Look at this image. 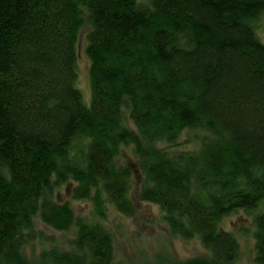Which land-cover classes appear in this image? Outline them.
<instances>
[{
	"label": "trees",
	"instance_id": "1",
	"mask_svg": "<svg viewBox=\"0 0 264 264\" xmlns=\"http://www.w3.org/2000/svg\"><path fill=\"white\" fill-rule=\"evenodd\" d=\"M82 8L86 10V18ZM264 0H0V264H116L114 238L75 216L131 218L132 148L139 200L169 234L206 251L146 264H238L222 219L252 215L264 264ZM88 22L90 104L77 87V39ZM126 117L132 122L130 127ZM197 131L195 149H178ZM75 228L69 249L52 243Z\"/></svg>",
	"mask_w": 264,
	"mask_h": 264
},
{
	"label": "rangeland",
	"instance_id": "2",
	"mask_svg": "<svg viewBox=\"0 0 264 264\" xmlns=\"http://www.w3.org/2000/svg\"><path fill=\"white\" fill-rule=\"evenodd\" d=\"M84 18L86 10L82 8ZM90 29L88 22L82 27L77 39V87L81 92L86 106L90 104L89 68L90 62L85 54L86 35ZM256 33L264 43V22L259 19L256 22ZM126 122L133 127L132 122L126 117ZM197 131L184 132L179 140L178 149H195L198 146ZM123 160L133 168V183L131 199L135 208V215L131 218L119 215L110 208L104 220L93 215V206L88 201H76L71 198V186L64 185L56 190L55 199L59 203L67 202L77 218L87 222L98 221L102 223L114 238V260L116 264H146L153 263L156 255L168 254L177 260H185L197 255H205L206 251L197 239L182 240L169 234L166 224L162 220V214L155 205L139 200L138 185L140 177L135 166V157L132 148H126ZM37 230L41 231L48 240L37 242L25 248L24 254L29 258H35L42 247L51 243L63 249H69L70 242L75 237V228L67 232L54 231L38 219ZM220 229L231 232L239 244L238 264H255L254 250V225L252 215L244 211H238L222 219Z\"/></svg>",
	"mask_w": 264,
	"mask_h": 264
}]
</instances>
